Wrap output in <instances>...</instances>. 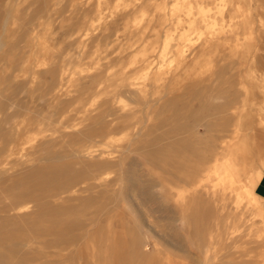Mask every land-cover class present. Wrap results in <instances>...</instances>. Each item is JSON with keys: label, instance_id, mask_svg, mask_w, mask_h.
I'll use <instances>...</instances> for the list:
<instances>
[{"label": "rangeland", "instance_id": "rangeland-1", "mask_svg": "<svg viewBox=\"0 0 264 264\" xmlns=\"http://www.w3.org/2000/svg\"><path fill=\"white\" fill-rule=\"evenodd\" d=\"M263 178L264 0H0V264H264Z\"/></svg>", "mask_w": 264, "mask_h": 264}, {"label": "bare ground", "instance_id": "bare-ground-1", "mask_svg": "<svg viewBox=\"0 0 264 264\" xmlns=\"http://www.w3.org/2000/svg\"><path fill=\"white\" fill-rule=\"evenodd\" d=\"M220 73V72H219ZM185 108V107H184ZM218 111V110H217ZM175 116V115H174ZM177 117V116H176ZM179 117V116H178ZM177 117V118H178ZM181 120V119H180ZM175 129V128H174ZM179 136V135H178ZM183 141V145H182V147H183V149L182 150H184V149H186V148H190L191 149V147H193L192 149H195V147L193 146V144H189L188 143V141H187V139L184 137V140H182ZM180 151V152H184V151ZM176 154H178V151H176L175 149H173V145H172V143H170V141L168 142V143H165V145H164V148H163V150H162V152H159L158 150H155V149H149V151H147L146 152V156H147V159L149 160V161H153V162H155V164H156V162H162V164H165V166H167L168 167V169H170V168H175V164H181V165H179V166H181V168L180 169H182L181 171H184L185 169H186V165H184V164H198L199 163V161H195V162H189V163H187V162H185V160L184 161H182V162H179L178 160H176V161H178V162H176V161H174V157H176L175 155ZM183 155V154H182ZM179 156V155H178ZM187 159V158H186ZM65 167H67V166H65ZM177 167H178V165H177ZM192 169H194L193 168V166L191 167ZM70 171V170H69ZM180 171V170H179ZM197 177V176H196ZM137 181V180H136ZM197 184V183H196ZM145 187V186H144ZM137 188V187H136ZM138 189V188H137ZM148 196V195H147ZM203 217V216H202ZM196 219H198V218H195V222L197 221L198 222V220H196ZM199 221H201V220H199ZM196 222V223H197Z\"/></svg>", "mask_w": 264, "mask_h": 264}, {"label": "crops", "instance_id": "crops-1", "mask_svg": "<svg viewBox=\"0 0 264 264\" xmlns=\"http://www.w3.org/2000/svg\"><path fill=\"white\" fill-rule=\"evenodd\" d=\"M258 193L263 195V199H264V178L262 180V185L259 186L258 188Z\"/></svg>", "mask_w": 264, "mask_h": 264}]
</instances>
